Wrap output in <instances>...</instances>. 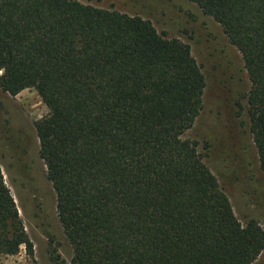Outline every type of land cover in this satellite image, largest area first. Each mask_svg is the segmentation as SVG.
<instances>
[{
    "label": "trees",
    "instance_id": "obj_1",
    "mask_svg": "<svg viewBox=\"0 0 264 264\" xmlns=\"http://www.w3.org/2000/svg\"><path fill=\"white\" fill-rule=\"evenodd\" d=\"M190 1L243 57L264 172V0ZM0 88L34 89L48 109L35 125L70 264H254L264 252L261 225L241 223L184 138L206 80L180 39L80 0H0ZM22 247L34 255L0 169V255Z\"/></svg>",
    "mask_w": 264,
    "mask_h": 264
},
{
    "label": "rangeland",
    "instance_id": "obj_2",
    "mask_svg": "<svg viewBox=\"0 0 264 264\" xmlns=\"http://www.w3.org/2000/svg\"><path fill=\"white\" fill-rule=\"evenodd\" d=\"M80 2L138 15L151 21L159 33L190 46L206 88L202 111L184 138L199 142L205 163L218 178L241 223L255 220L264 230V172L248 115L251 83L243 57L223 27L190 0ZM47 114L34 89L11 96L0 88V169L34 250L32 257L25 247L15 256L0 255V264H70L73 255L40 156L35 124ZM254 264H264V252Z\"/></svg>",
    "mask_w": 264,
    "mask_h": 264
}]
</instances>
